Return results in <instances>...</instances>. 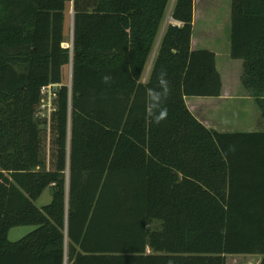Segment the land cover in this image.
<instances>
[{
	"label": "trees",
	"instance_id": "trees-1",
	"mask_svg": "<svg viewBox=\"0 0 264 264\" xmlns=\"http://www.w3.org/2000/svg\"><path fill=\"white\" fill-rule=\"evenodd\" d=\"M168 5L0 0V264H264V129L218 131L187 107L185 96L222 90L215 53L191 48L193 0L174 1L178 23L143 80ZM229 35L264 120V0H230ZM162 72L167 117L157 124L148 94ZM48 83L60 86L44 147L35 112ZM19 225L36 227L10 241Z\"/></svg>",
	"mask_w": 264,
	"mask_h": 264
},
{
	"label": "rangeland",
	"instance_id": "rangeland-1",
	"mask_svg": "<svg viewBox=\"0 0 264 264\" xmlns=\"http://www.w3.org/2000/svg\"><path fill=\"white\" fill-rule=\"evenodd\" d=\"M170 2L171 0L169 1L168 7L170 6ZM196 9L197 11L194 13L192 22V39H194V45H197L194 49H208L215 52L218 55V65L223 74L224 82L227 86L226 89L229 90V88H232L229 84L231 81L234 82L233 84L235 86H233L234 91H232L231 96L227 97V99L214 100L204 97H188L189 100L191 98H199L188 104L192 114L197 119L199 118L207 127L221 131L264 129V124L261 125L258 123L260 120V112L257 105L241 85V61L231 59V64L229 63L230 0H197ZM67 10V13L70 14L71 9L68 7ZM168 10L166 11L161 28L163 24L166 27L168 23H174L170 19V12ZM66 40L65 44H70V37H68L67 32ZM236 62H239V64ZM69 73L70 69L68 65L67 68H63V82L67 84L69 82ZM145 74L144 72L143 79L145 78ZM41 127L46 142L44 147H46V145L48 146L49 139L48 124H42ZM50 200V188H46L41 196L34 201V204L38 208H41L43 205L49 203ZM150 225L152 227L158 226L156 223H151ZM35 227V225L12 227L8 231V239L10 241H16L31 232ZM260 260V255L227 256V264H260Z\"/></svg>",
	"mask_w": 264,
	"mask_h": 264
},
{
	"label": "crops",
	"instance_id": "crops-1",
	"mask_svg": "<svg viewBox=\"0 0 264 264\" xmlns=\"http://www.w3.org/2000/svg\"><path fill=\"white\" fill-rule=\"evenodd\" d=\"M170 1V0H169ZM174 1L175 0H171V2H170V6L169 7H167V9H169L168 10V12H170L171 11V9H172V6H173V3H174ZM196 3H197V0H193V16H194V13L197 11V9H196ZM73 23V16H72V10H71V12H70V14H69V16H68V18L66 19V29H67V33H68V36L70 37V42H71V31H72V24ZM230 25V24H229ZM164 24H163V26H162V28L160 29V32H159V36H158V38H157V44L155 45V48H154V50H153V53H152V55H151V61H152V59H153V56L155 55V52H156V49H157V45H158V42H159V40H160V38H161V35H162V33H163V31H164ZM227 31H228V27H227ZM227 38V37H226ZM228 39H229V48H230V35H229V37H228ZM218 44H220V43H218ZM62 46L63 47H65V42H63L62 43ZM195 46H197V45H194V39H192V35H191V48L192 49H194L195 48ZM223 48V47H222ZM215 53V52H214ZM217 57H218V55L215 53V61H216V67H217V69H218V71H219V73H220V75H221V79H222V90H221V94L219 95V96H217V97H204V98H211V99H214V100H220V99H227V97H229V96H231V93H232V91H234V87L233 86H235L233 83L234 82H230L229 84L232 86V88H229V90H227L226 89V84H225V82H224V78H223V74H222V72H221V70L219 69L220 67H219V65H218V60H217ZM229 57H230V55H229ZM231 57H230V60H229V63L231 64ZM235 60H239V59H235ZM150 61V60H149ZM150 61V64H149V62H148V64H147V69L145 70V78L143 79V80H145L146 78H147V75H148V72H149V70H150V67H151V62ZM241 61V60H240ZM237 64H239V62H236ZM241 66H242V61H241ZM70 68V67H69ZM241 75V74H240ZM237 79H238V77H236ZM237 83H238V81H237ZM188 97H201V96H185V103H186V105H187V107L190 109V111H191V108L189 107V102H193L194 100H197V99H199V98H191L190 100L188 99ZM196 117V116H195ZM199 119V118H198ZM202 122V121H201ZM203 123V122H202ZM258 123L259 124H261V125H263L264 124V120L260 117V120L258 121ZM216 130H218V131H221V130H219V129H216ZM255 130H260V129H249V130H246V131H255ZM227 131H231V130H227Z\"/></svg>",
	"mask_w": 264,
	"mask_h": 264
},
{
	"label": "clouds",
	"instance_id": "clouds-1",
	"mask_svg": "<svg viewBox=\"0 0 264 264\" xmlns=\"http://www.w3.org/2000/svg\"><path fill=\"white\" fill-rule=\"evenodd\" d=\"M105 83L111 81L110 75H105L102 78ZM168 93V80L166 78V73H161L159 77V87L153 88L148 94V102L151 105L154 122L160 123L161 120L166 119L167 111L163 108L164 98Z\"/></svg>",
	"mask_w": 264,
	"mask_h": 264
},
{
	"label": "built area",
	"instance_id": "built-area-1",
	"mask_svg": "<svg viewBox=\"0 0 264 264\" xmlns=\"http://www.w3.org/2000/svg\"><path fill=\"white\" fill-rule=\"evenodd\" d=\"M70 44H65V47H70ZM59 86V83H48L41 87V98L39 106L35 112L36 119L44 120L47 124L49 123L51 113L55 110L54 102Z\"/></svg>",
	"mask_w": 264,
	"mask_h": 264
},
{
	"label": "water",
	"instance_id": "water-1",
	"mask_svg": "<svg viewBox=\"0 0 264 264\" xmlns=\"http://www.w3.org/2000/svg\"><path fill=\"white\" fill-rule=\"evenodd\" d=\"M170 19H171V20H173L171 17H170ZM173 21H174V23H176V24L178 23V22H177V21H175V20H173ZM72 24H73V23H72ZM72 30H73V25H72ZM71 39H72V31H71ZM70 47H72V46H71V44H70ZM69 67H70V68H69V69H70V73H69V82H68V84H67V85H68L69 87H71L72 60H71V62H70V65H69Z\"/></svg>",
	"mask_w": 264,
	"mask_h": 264
}]
</instances>
